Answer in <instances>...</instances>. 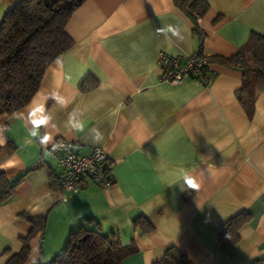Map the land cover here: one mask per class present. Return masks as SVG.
<instances>
[{"label":"crops","instance_id":"obj_1","mask_svg":"<svg viewBox=\"0 0 264 264\" xmlns=\"http://www.w3.org/2000/svg\"><path fill=\"white\" fill-rule=\"evenodd\" d=\"M16 1L0 0V19ZM206 1L203 54L230 56L251 32L264 35V0ZM170 24L182 40L158 32ZM191 26L172 0H85L73 11L65 25L73 45L25 106L0 115V170L25 172L0 204V264L24 242L22 264H48L79 227L134 246L121 264H153L170 247L191 264L264 260V91L240 101L241 72L220 66L208 86L162 81L159 52L198 51ZM83 83L95 86L82 91ZM59 138L78 154L100 145L112 184L84 178L76 192L61 190L48 152ZM244 213L237 240L220 242L219 230ZM137 217L152 228L135 225Z\"/></svg>","mask_w":264,"mask_h":264},{"label":"trees","instance_id":"obj_2","mask_svg":"<svg viewBox=\"0 0 264 264\" xmlns=\"http://www.w3.org/2000/svg\"><path fill=\"white\" fill-rule=\"evenodd\" d=\"M84 1L17 0L5 12L0 19V115L11 114L25 106L38 90L46 68L73 45L65 32V25L73 11ZM172 1L192 24L191 30L198 42L197 52L205 60L203 69H212V66L238 69L241 72V86L236 96L240 101L244 94L250 98L252 91H264V35L251 32L246 43L230 56L205 55L202 48L206 34L198 21L208 11V2ZM94 86L83 83L80 89L87 91ZM24 175L25 172L8 178L0 170V204L13 196ZM56 183L60 187L58 180ZM246 219L247 214L244 213L228 220L219 230V241L235 242L238 230ZM134 224L143 230L152 228L145 217H137ZM42 226V220L33 221L29 235ZM133 252L135 247L122 245L116 233L105 235L98 230L79 227L69 234L64 249L48 264H121ZM27 255L28 246L24 242L21 251L6 264H22ZM36 264L43 263L39 261ZM153 264L191 263L183 253L170 247Z\"/></svg>","mask_w":264,"mask_h":264},{"label":"built area","instance_id":"obj_3","mask_svg":"<svg viewBox=\"0 0 264 264\" xmlns=\"http://www.w3.org/2000/svg\"><path fill=\"white\" fill-rule=\"evenodd\" d=\"M157 63L160 68V79L168 83H179L184 78L191 77L203 86H208L214 76L212 69H203L205 60L198 52L183 56H173L159 52ZM60 168L59 182L61 190L76 192L80 181L90 179L100 187L106 188L112 184L107 155L100 145H95L86 154L73 151L72 143L66 139H56L48 147ZM65 201V197H62ZM256 264H264V260Z\"/></svg>","mask_w":264,"mask_h":264},{"label":"clouds","instance_id":"obj_4","mask_svg":"<svg viewBox=\"0 0 264 264\" xmlns=\"http://www.w3.org/2000/svg\"><path fill=\"white\" fill-rule=\"evenodd\" d=\"M158 32L162 33L166 38L169 37V34H171V37H175L179 40H182L184 38L181 29L178 26H173L171 24L164 28L158 29ZM186 182L189 187H196V184L193 179L188 178Z\"/></svg>","mask_w":264,"mask_h":264}]
</instances>
